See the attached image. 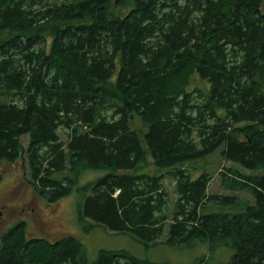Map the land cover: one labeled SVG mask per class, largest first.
Returning <instances> with one entry per match:
<instances>
[{"label": "trees", "instance_id": "1", "mask_svg": "<svg viewBox=\"0 0 264 264\" xmlns=\"http://www.w3.org/2000/svg\"><path fill=\"white\" fill-rule=\"evenodd\" d=\"M220 147L214 193L215 173L189 163ZM23 160L49 203L76 186L87 229L264 264V0H0V181ZM149 165L169 169L176 201L163 174L130 173ZM90 169L107 173L77 185ZM0 264L169 263L125 250L89 261L75 235L29 238L20 221Z\"/></svg>", "mask_w": 264, "mask_h": 264}, {"label": "rangeland", "instance_id": "2", "mask_svg": "<svg viewBox=\"0 0 264 264\" xmlns=\"http://www.w3.org/2000/svg\"><path fill=\"white\" fill-rule=\"evenodd\" d=\"M132 124L139 131L143 144L146 146L144 134L147 126L143 125L138 117L133 120ZM59 133L63 140L67 139L64 129H60ZM28 140V135L22 137L25 147L28 145ZM221 149L222 147L205 158L190 162L189 164L199 166V169L193 168L190 170L193 177L203 172L214 175L217 168L224 169L227 165L224 162L227 161L220 155ZM23 161H18L12 165L8 164L2 168L3 173L0 181V241L3 232L17 222L24 221L26 222V231L29 238L43 237L48 240H55L64 235H75L85 244L89 261L95 260L101 250H125L143 259L169 264H194L204 254L208 255L210 262L213 264L227 263L235 253V250L227 245L208 250V246L200 241H194L182 247H173L162 242L155 245H145L129 234L115 233L102 224L87 229V226L80 221L79 204L82 202V196L76 186L70 195L63 197L57 203H49L35 192L30 169L27 162ZM168 170V168L149 165L140 170H131L130 173L163 174L165 176L164 183L167 185V189L170 190V197L173 201H176L178 193L176 192L174 180L167 173ZM106 173L107 171L104 169L87 170L77 185H83ZM220 173L218 170L215 173L213 182L209 187L210 192L225 193L220 188ZM163 240L164 237L161 241Z\"/></svg>", "mask_w": 264, "mask_h": 264}]
</instances>
